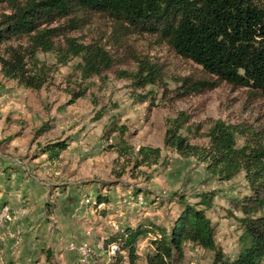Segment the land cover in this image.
Instances as JSON below:
<instances>
[{"label":"rangeland","instance_id":"1","mask_svg":"<svg viewBox=\"0 0 264 264\" xmlns=\"http://www.w3.org/2000/svg\"><path fill=\"white\" fill-rule=\"evenodd\" d=\"M108 30L106 20L95 18L67 35L89 42ZM110 50L122 61L90 77L77 56L63 63L53 51L38 52L47 72L39 90L0 71V264H80L78 244L92 253L85 264H115L117 246L105 247L104 238L145 218L168 225L180 211V198L191 204L208 198L209 207H196L205 208L216 245L233 258L240 246L241 202L250 192L243 173L220 180L203 162L166 147L164 136L174 119L186 118L179 133L206 146L210 127L221 120L242 128L237 147H264V96L223 82L180 97L182 78L210 76L148 33L132 34L123 48ZM138 59L158 69L154 84L138 87L133 81ZM62 140L68 146L56 158L44 152ZM144 145L161 149L158 163L136 162ZM97 191L108 194L107 203L95 206ZM151 238L139 242L137 264H147ZM183 251L180 264H214L212 250L185 241Z\"/></svg>","mask_w":264,"mask_h":264},{"label":"trees","instance_id":"2","mask_svg":"<svg viewBox=\"0 0 264 264\" xmlns=\"http://www.w3.org/2000/svg\"><path fill=\"white\" fill-rule=\"evenodd\" d=\"M2 6L6 11L0 12V71L23 88L39 90L47 81V72L39 65L40 51L55 52L63 63L79 57L84 77H90L122 61L113 56V46L123 48L132 34L148 33L210 76L194 81L182 78L180 97L223 82L264 96V0H0ZM95 18L106 20L109 30L89 42L67 35L89 26ZM138 62L141 67L131 76L135 84H154L160 78L156 66L142 59ZM185 119L176 118L168 126L164 145L203 162L207 172L220 180L242 172L248 184L250 192L240 206L243 217L239 218L237 254L229 258L222 252L205 208L196 207L197 203L209 207L208 198L196 204L180 198L176 200L180 211L168 225L148 218L126 224L104 238V246H117L115 264H137L138 244L151 235L147 264H180L185 241L214 251V264H264V147H237L235 136L242 128L221 120L210 127L208 145L191 144L179 133ZM46 128L44 124L37 132ZM67 146L62 140L43 150L56 158ZM137 154L138 164H156L161 149L144 145ZM135 191V195L143 193ZM95 197V206L108 202V194L97 191ZM51 255L48 250L46 258Z\"/></svg>","mask_w":264,"mask_h":264},{"label":"built area","instance_id":"3","mask_svg":"<svg viewBox=\"0 0 264 264\" xmlns=\"http://www.w3.org/2000/svg\"><path fill=\"white\" fill-rule=\"evenodd\" d=\"M84 201V200H83ZM86 203L88 202V199H86L85 201ZM78 250L82 253L79 261H80V264H85L87 262V257H88V254H89V249L85 248V245H80L78 244ZM117 247H115L116 249ZM92 255V253L89 254V256Z\"/></svg>","mask_w":264,"mask_h":264}]
</instances>
